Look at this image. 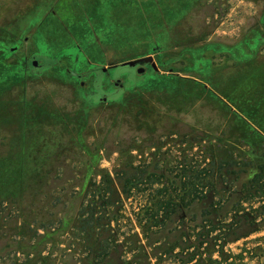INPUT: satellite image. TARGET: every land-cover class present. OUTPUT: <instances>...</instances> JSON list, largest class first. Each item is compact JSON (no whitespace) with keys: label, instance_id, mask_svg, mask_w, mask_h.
<instances>
[{"label":"rangeland","instance_id":"1","mask_svg":"<svg viewBox=\"0 0 264 264\" xmlns=\"http://www.w3.org/2000/svg\"><path fill=\"white\" fill-rule=\"evenodd\" d=\"M263 150L264 0H0V264H77L66 222L101 174ZM253 229L238 264H264Z\"/></svg>","mask_w":264,"mask_h":264},{"label":"trees","instance_id":"2","mask_svg":"<svg viewBox=\"0 0 264 264\" xmlns=\"http://www.w3.org/2000/svg\"><path fill=\"white\" fill-rule=\"evenodd\" d=\"M201 155L169 166L139 162L91 181L66 222L77 241L69 248L82 255L77 264L240 263L243 253L227 247L258 231L240 227L264 213V150L240 161ZM6 204L0 197V208ZM39 229L47 237L49 228Z\"/></svg>","mask_w":264,"mask_h":264},{"label":"flooded vegetation","instance_id":"3","mask_svg":"<svg viewBox=\"0 0 264 264\" xmlns=\"http://www.w3.org/2000/svg\"><path fill=\"white\" fill-rule=\"evenodd\" d=\"M144 56H152L153 57V61L155 62L156 64V60H155V55L153 54H145V55H142L140 57H137V58H141V57H144ZM34 60V57H32L30 60H28V58H24L23 59V62H24V66L25 67H30L31 69H34L33 65H31V61ZM130 60V59H129ZM126 61V60H124ZM124 61H110L106 66H100L98 68H100V71L101 73H108V74H113L110 70L114 69L117 65H127V64H123ZM31 63V64H30ZM39 66V64H38ZM36 67V69H40V67ZM127 66H130V65H127ZM132 67L136 72H138V69L139 68H143V71L142 72H138V73H143L146 69L150 68L151 70H156L157 69V65H156V68H153V66L151 65V62H146V63H142V64H136L134 66H130ZM99 71V70H98ZM92 72V70L89 71V73ZM114 75V74H113ZM71 76H78L77 74H74V73H71ZM111 80H113V78H111ZM113 84L114 86H122V83L119 82V79L117 78L116 81H113ZM81 86H84V80L81 81ZM85 94H88L87 92ZM100 99V101H105L107 99L106 96H101V97H98Z\"/></svg>","mask_w":264,"mask_h":264},{"label":"water","instance_id":"4","mask_svg":"<svg viewBox=\"0 0 264 264\" xmlns=\"http://www.w3.org/2000/svg\"><path fill=\"white\" fill-rule=\"evenodd\" d=\"M146 62H151V65L153 66V68H156V64L153 61V57L152 56H144V57H141V58H135V59L126 60V61H124L123 64L134 66L136 64H142V63H146ZM32 65L35 66V67L38 66L37 60L34 59L32 61ZM142 71H143V68H139L138 69V72H142Z\"/></svg>","mask_w":264,"mask_h":264}]
</instances>
